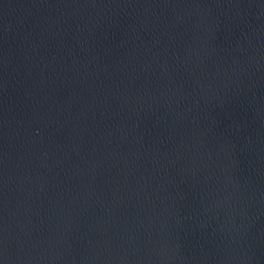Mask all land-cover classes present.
Wrapping results in <instances>:
<instances>
[{"label":"water","instance_id":"1","mask_svg":"<svg viewBox=\"0 0 264 264\" xmlns=\"http://www.w3.org/2000/svg\"><path fill=\"white\" fill-rule=\"evenodd\" d=\"M0 264H264V0H0Z\"/></svg>","mask_w":264,"mask_h":264}]
</instances>
